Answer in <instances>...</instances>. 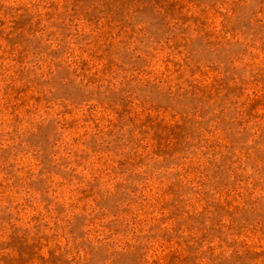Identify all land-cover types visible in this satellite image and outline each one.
Here are the masks:
<instances>
[{
	"label": "rangeland",
	"instance_id": "obj_1",
	"mask_svg": "<svg viewBox=\"0 0 264 264\" xmlns=\"http://www.w3.org/2000/svg\"><path fill=\"white\" fill-rule=\"evenodd\" d=\"M0 264H264V0H0Z\"/></svg>",
	"mask_w": 264,
	"mask_h": 264
}]
</instances>
